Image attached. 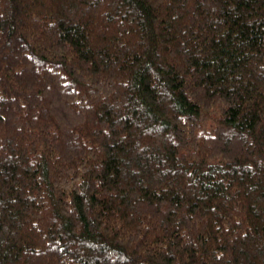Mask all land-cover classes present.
I'll return each instance as SVG.
<instances>
[{
  "label": "trees",
  "instance_id": "1",
  "mask_svg": "<svg viewBox=\"0 0 264 264\" xmlns=\"http://www.w3.org/2000/svg\"><path fill=\"white\" fill-rule=\"evenodd\" d=\"M0 264H264V0H0Z\"/></svg>",
  "mask_w": 264,
  "mask_h": 264
}]
</instances>
